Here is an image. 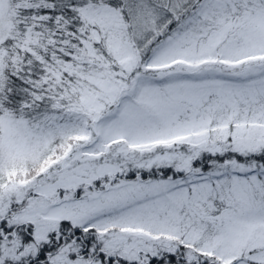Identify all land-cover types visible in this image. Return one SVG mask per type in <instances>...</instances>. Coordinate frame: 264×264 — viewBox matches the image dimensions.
<instances>
[{
  "label": "snow or ice",
  "instance_id": "obj_1",
  "mask_svg": "<svg viewBox=\"0 0 264 264\" xmlns=\"http://www.w3.org/2000/svg\"><path fill=\"white\" fill-rule=\"evenodd\" d=\"M0 264H264V0H0Z\"/></svg>",
  "mask_w": 264,
  "mask_h": 264
}]
</instances>
